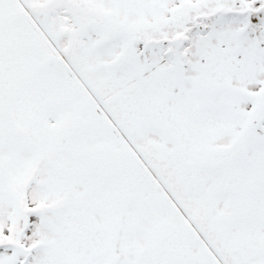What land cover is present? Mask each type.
<instances>
[{"label":"snow or ice","instance_id":"snow-or-ice-1","mask_svg":"<svg viewBox=\"0 0 264 264\" xmlns=\"http://www.w3.org/2000/svg\"><path fill=\"white\" fill-rule=\"evenodd\" d=\"M0 264H264V0H0Z\"/></svg>","mask_w":264,"mask_h":264}]
</instances>
